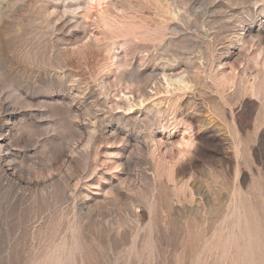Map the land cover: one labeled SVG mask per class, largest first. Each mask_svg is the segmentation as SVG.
Segmentation results:
<instances>
[{"label": "rangeland", "instance_id": "1", "mask_svg": "<svg viewBox=\"0 0 264 264\" xmlns=\"http://www.w3.org/2000/svg\"><path fill=\"white\" fill-rule=\"evenodd\" d=\"M0 264H264V0H0Z\"/></svg>", "mask_w": 264, "mask_h": 264}, {"label": "bare ground", "instance_id": "2", "mask_svg": "<svg viewBox=\"0 0 264 264\" xmlns=\"http://www.w3.org/2000/svg\"><path fill=\"white\" fill-rule=\"evenodd\" d=\"M177 80H178V79H177ZM181 80H182V79H181ZM181 80H180V81H181ZM180 81H179V83H180ZM182 81H183V80H182ZM179 83H178V85H179ZM184 83H185V82H184ZM181 84H182V83H181ZM183 86H184V85H183ZM187 86H188V85H187ZM187 142H188V141H187Z\"/></svg>", "mask_w": 264, "mask_h": 264}]
</instances>
